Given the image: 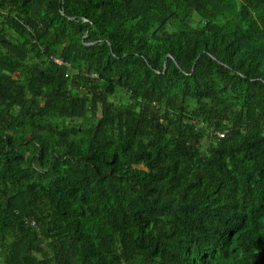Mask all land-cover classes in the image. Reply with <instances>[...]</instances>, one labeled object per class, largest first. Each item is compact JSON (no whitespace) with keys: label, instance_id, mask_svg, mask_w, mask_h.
Masks as SVG:
<instances>
[{"label":"trees","instance_id":"trees-1","mask_svg":"<svg viewBox=\"0 0 264 264\" xmlns=\"http://www.w3.org/2000/svg\"><path fill=\"white\" fill-rule=\"evenodd\" d=\"M0 264H264V0H0Z\"/></svg>","mask_w":264,"mask_h":264}]
</instances>
